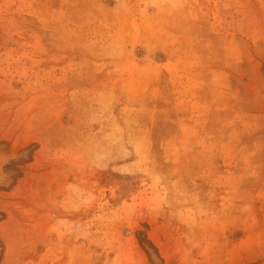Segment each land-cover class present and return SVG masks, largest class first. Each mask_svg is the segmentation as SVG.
<instances>
[{"label":"rangeland","instance_id":"374dc122","mask_svg":"<svg viewBox=\"0 0 264 264\" xmlns=\"http://www.w3.org/2000/svg\"><path fill=\"white\" fill-rule=\"evenodd\" d=\"M0 264H264V0H0Z\"/></svg>","mask_w":264,"mask_h":264},{"label":"bare ground","instance_id":"6f19581e","mask_svg":"<svg viewBox=\"0 0 264 264\" xmlns=\"http://www.w3.org/2000/svg\"><path fill=\"white\" fill-rule=\"evenodd\" d=\"M128 194V193H127ZM129 196V195H128ZM126 198H127V196H126Z\"/></svg>","mask_w":264,"mask_h":264}]
</instances>
